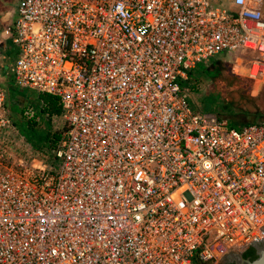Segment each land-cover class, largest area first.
<instances>
[{"label": "built area", "instance_id": "built-area-1", "mask_svg": "<svg viewBox=\"0 0 264 264\" xmlns=\"http://www.w3.org/2000/svg\"><path fill=\"white\" fill-rule=\"evenodd\" d=\"M15 13L8 72L58 99L65 132L54 166L12 156L0 84V264H219L264 238V121L236 129L182 87L222 53L264 83V0H20Z\"/></svg>", "mask_w": 264, "mask_h": 264}, {"label": "rangeland", "instance_id": "rangeland-1", "mask_svg": "<svg viewBox=\"0 0 264 264\" xmlns=\"http://www.w3.org/2000/svg\"><path fill=\"white\" fill-rule=\"evenodd\" d=\"M18 2L19 0H0V5L5 11L8 10L9 12H11L18 5ZM2 16L3 14L0 15V20ZM14 18L15 15L12 18V21L14 20ZM243 57L246 58L247 56ZM237 58L238 57L230 56L227 53H222L204 65L205 68H209L212 71H221V77H225L227 79V83L221 82L223 79L217 78L216 73H210L207 77H198L197 80L192 77L194 85L192 87L193 89H190L189 86H185L187 85V83L183 84L182 87L184 86V88L188 90L189 100L194 110H198L200 112H203L204 114L218 116L223 119L228 118L233 123L234 128L239 129L241 128V123L239 122H243V120L246 118L254 117L255 113H252L253 111L248 107L244 109L243 104L249 101V99L241 97L235 92L237 91V89L233 87L235 85V82L243 83L245 86L249 85L250 88L248 94L250 96H256L259 93L257 99H260L263 102L264 86L262 81L251 83L244 78L234 75L239 74L244 75L245 77L247 75L246 69H239L240 61L238 62ZM247 64L245 63L246 66ZM9 76L11 77L14 84L13 77L10 73ZM5 90L7 93H9L12 102L27 103L28 105L26 106L28 107L26 108L25 115L31 116V114L33 113V107L31 106V99L28 91L17 88L13 85L8 89L5 88ZM242 90L246 91L247 89L244 87L242 88ZM15 110V114H12V119L15 120V122H18L17 113H19L20 111H18L19 109ZM12 119L11 128L9 129L5 141L7 149L9 153L15 158L17 157L21 159H28L36 153L33 148L38 147V144L40 143V140H42L45 131L43 127L35 130L29 129L27 127L23 128V126L17 127L13 124ZM62 124L63 122L61 119L54 118L52 120L53 128L57 129Z\"/></svg>", "mask_w": 264, "mask_h": 264}, {"label": "trees", "instance_id": "trees-1", "mask_svg": "<svg viewBox=\"0 0 264 264\" xmlns=\"http://www.w3.org/2000/svg\"><path fill=\"white\" fill-rule=\"evenodd\" d=\"M234 57H239L240 55H230ZM247 59L251 58V55H246ZM221 71H215L210 70L209 68H205L204 65H201L197 68V70L194 73H190L187 80V85L190 89H193V78L197 80L198 77H207L210 73H216L217 78L223 79L221 82H226L227 79L225 77H221ZM219 73V75H218ZM196 75V77H195ZM193 77V78H192ZM237 80V79H236ZM239 80V79H238ZM243 80V79H241ZM192 81V82H191ZM230 83V82H229ZM185 84V83H184ZM230 85V84H229ZM237 91H235L239 96L244 98L248 97V91H249V85H244L240 82H235V85L233 86ZM246 88V91H243L242 88ZM233 88V89H234ZM31 99V106L33 107V113L31 116H26L25 111L28 106L27 103L22 102H12L9 104V113L10 117L12 119V114L16 112L15 109H19V113H17L18 116V122H15V120L12 119V122L15 126L23 128H29L32 130L38 129L43 127L45 134L43 135L42 140H40V143L38 144V147L33 148L35 152H38L39 156L45 161V163L48 166H54L57 163L54 159V151L58 149L60 142L62 141L63 133L65 132V126L62 124L59 128H53L52 126V120L54 118H57L61 115V107L59 105V102L56 97L50 96V95H30ZM11 110V112H10ZM15 110V112H14ZM17 111V112H18ZM20 114V115H19ZM48 128V129H47ZM249 249V248H248ZM247 249V250H248ZM245 252V251H244ZM243 252V253H244ZM202 264H211L210 262H202Z\"/></svg>", "mask_w": 264, "mask_h": 264}, {"label": "crops", "instance_id": "crops-1", "mask_svg": "<svg viewBox=\"0 0 264 264\" xmlns=\"http://www.w3.org/2000/svg\"><path fill=\"white\" fill-rule=\"evenodd\" d=\"M17 6L11 12H9L8 10L5 11L0 5V15L3 14V16H2V18L0 20L1 25H2V27L0 25V27H1L0 28V84L4 87V89L5 88L8 89L12 85L15 86L13 84L12 79L9 76V72H8V68L11 65V63L13 62L15 54H14L13 46L10 43V40L7 39V38H3L2 39V37H3L2 33H3V30L12 23V18L16 14L15 11H16ZM26 91H28L29 95L37 96V94H35V93H33V92L29 91V90H26ZM258 94L256 96H250L248 94L249 101H247V102H245L243 104L244 105V109H246L247 107L250 108L253 111L252 113H255L254 114L255 116L254 117H250V118H246V119L243 120V122L240 121L239 123H241V127L249 125V124H252V123L263 122L264 121V102L262 100H260V99H257ZM10 103H11V97L9 96V93H7L6 108H7V113H8L9 117H10V113H9V109H10L9 108L10 107L9 104ZM216 117L218 119H220V120L227 121L229 123V125L234 127L233 123L230 121V119H228V118L223 119V118H220L218 116H216ZM10 119H11V117H10ZM57 119H61L62 120L61 115L59 117H57ZM62 122H63V120H62ZM33 156H37V157L41 158L39 156L38 152H36Z\"/></svg>", "mask_w": 264, "mask_h": 264}, {"label": "water", "instance_id": "water-1", "mask_svg": "<svg viewBox=\"0 0 264 264\" xmlns=\"http://www.w3.org/2000/svg\"><path fill=\"white\" fill-rule=\"evenodd\" d=\"M260 230L264 235V226ZM249 247L242 254H237L234 250L224 255L219 264H264V238L261 241L255 238Z\"/></svg>", "mask_w": 264, "mask_h": 264}, {"label": "bare ground", "instance_id": "bare-ground-1", "mask_svg": "<svg viewBox=\"0 0 264 264\" xmlns=\"http://www.w3.org/2000/svg\"><path fill=\"white\" fill-rule=\"evenodd\" d=\"M237 57H238V56H237ZM237 59H238V60H237L238 62L240 61L239 69H240V70L243 69V68L246 69V70H247V75H248V65L246 66L245 63H244V64H241V63H242V60H241L240 57H238ZM240 66H241V67H240ZM247 75H246V76H247ZM257 81H260V80H256L255 82H257ZM255 82H254V83H255ZM262 82H263V81H262ZM263 86H264V83H263Z\"/></svg>", "mask_w": 264, "mask_h": 264}]
</instances>
